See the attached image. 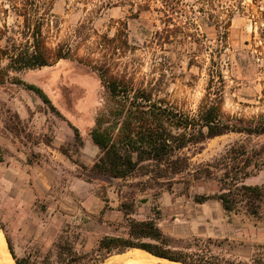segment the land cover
<instances>
[{
	"label": "rangeland",
	"instance_id": "obj_1",
	"mask_svg": "<svg viewBox=\"0 0 264 264\" xmlns=\"http://www.w3.org/2000/svg\"><path fill=\"white\" fill-rule=\"evenodd\" d=\"M40 1L49 13L47 45L68 44L74 54L50 67L9 74L25 85L0 86V224L16 256L55 260L58 246L90 254L106 236L128 237L121 204L129 203L132 218L154 220L192 253L249 262L264 246V218L255 219L244 206L229 215L217 200L200 204L195 198L223 191L232 148L247 150L239 162H254L245 183L264 187V134L231 132L185 149L191 173L211 164L214 178L167 184L140 175L125 180L94 175L101 153L91 132L112 105L107 76L196 114L219 61L218 21L226 27L223 111L238 125H264V0H169L170 6L165 0ZM22 25L11 1L0 0V30ZM27 85L42 89L61 116ZM118 256L104 264H129Z\"/></svg>",
	"mask_w": 264,
	"mask_h": 264
},
{
	"label": "trees",
	"instance_id": "obj_2",
	"mask_svg": "<svg viewBox=\"0 0 264 264\" xmlns=\"http://www.w3.org/2000/svg\"><path fill=\"white\" fill-rule=\"evenodd\" d=\"M10 1L23 18V25L19 30L13 31L7 26L5 30H0V86L9 81L25 85L15 77L10 78L9 74L50 67L74 54L68 44H61L55 49L47 45L44 28L49 13L47 8L43 10L40 0ZM169 2L165 0L168 6ZM109 4H112L111 1ZM217 29L221 38L219 61L214 62L210 70L207 94L194 115L178 110L164 99H156L146 88H131L125 79L106 77L112 105L100 114L91 132V138L101 153L91 169L94 175L107 180H125L140 175L150 177V182L167 184L212 180L216 167L207 164L191 173L190 159L182 154L185 149L231 132L264 134L263 124L241 126L223 111L225 78L222 59L226 32L222 30L226 27L218 21ZM99 70L104 75L103 70ZM26 87L61 116L42 89L33 85ZM73 129L76 141L82 143L79 129ZM52 142V138L45 141L47 146H51ZM61 152L72 159L69 150L61 148ZM246 154L245 148H232L230 158H227L230 161L226 165L231 164L226 167L228 171L221 180L225 187L223 191L215 196H197L195 201L202 204L217 200L229 215L238 213L239 207L244 206L250 216L261 221L264 218V187L245 183L251 174L248 170L254 163L250 158L239 162V158ZM3 161L4 155L0 150V163ZM186 174L192 179L188 180ZM241 174L244 177L241 178ZM179 176L183 177L178 180ZM104 201L108 202L107 199ZM121 211L129 223L128 237L106 236L90 254L81 255L73 247L65 249L58 246L55 260L48 257L43 262L18 258L4 226H0L6 234L16 264H104L109 258L133 249L143 250L174 264H264V246L256 248L249 262L202 256L190 252V246H181L180 242L167 236L154 220L138 221L132 218L134 204L122 203Z\"/></svg>",
	"mask_w": 264,
	"mask_h": 264
},
{
	"label": "bare ground",
	"instance_id": "obj_3",
	"mask_svg": "<svg viewBox=\"0 0 264 264\" xmlns=\"http://www.w3.org/2000/svg\"><path fill=\"white\" fill-rule=\"evenodd\" d=\"M118 257H127L129 264H158L166 260L157 258L148 252L139 249H133ZM117 257V258H118ZM127 261V260H126ZM116 262V261H115ZM125 262V261H124ZM0 264H15L13 255L6 238V234L0 227Z\"/></svg>",
	"mask_w": 264,
	"mask_h": 264
},
{
	"label": "water",
	"instance_id": "obj_4",
	"mask_svg": "<svg viewBox=\"0 0 264 264\" xmlns=\"http://www.w3.org/2000/svg\"><path fill=\"white\" fill-rule=\"evenodd\" d=\"M13 259H14V257H13ZM14 261H15V259H14ZM15 264H16V262H15Z\"/></svg>",
	"mask_w": 264,
	"mask_h": 264
}]
</instances>
